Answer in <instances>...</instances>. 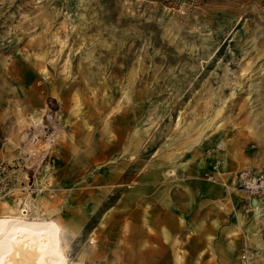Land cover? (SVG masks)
Returning a JSON list of instances; mask_svg holds the SVG:
<instances>
[{"label":"rangeland","instance_id":"rangeland-1","mask_svg":"<svg viewBox=\"0 0 264 264\" xmlns=\"http://www.w3.org/2000/svg\"><path fill=\"white\" fill-rule=\"evenodd\" d=\"M204 157L264 173V0H0V215L52 219L66 262L116 177ZM244 212L264 264V192Z\"/></svg>","mask_w":264,"mask_h":264},{"label":"crops","instance_id":"crops-1","mask_svg":"<svg viewBox=\"0 0 264 264\" xmlns=\"http://www.w3.org/2000/svg\"><path fill=\"white\" fill-rule=\"evenodd\" d=\"M210 165L204 157L179 162L165 175L148 169L126 186L116 177L97 239L65 264H242L243 251L257 244L244 212L248 195L205 180Z\"/></svg>","mask_w":264,"mask_h":264},{"label":"bare ground","instance_id":"bare-ground-1","mask_svg":"<svg viewBox=\"0 0 264 264\" xmlns=\"http://www.w3.org/2000/svg\"><path fill=\"white\" fill-rule=\"evenodd\" d=\"M27 131L22 136L25 147L32 139ZM57 131H45L49 143ZM24 211L0 215V264H64L57 224L52 219L27 218Z\"/></svg>","mask_w":264,"mask_h":264},{"label":"built area","instance_id":"built-area-1","mask_svg":"<svg viewBox=\"0 0 264 264\" xmlns=\"http://www.w3.org/2000/svg\"><path fill=\"white\" fill-rule=\"evenodd\" d=\"M218 148L222 144H218ZM217 161L212 165V169L205 172L203 178L210 182H220L226 190L243 191L248 195L249 202L252 198L259 202L260 195L264 192V173L261 171L253 172L249 169H242L233 175L226 178L220 177L216 174ZM14 181L10 173V167L3 161L0 162V199L4 198L10 193ZM242 264H250L246 251L242 253Z\"/></svg>","mask_w":264,"mask_h":264},{"label":"water","instance_id":"water-1","mask_svg":"<svg viewBox=\"0 0 264 264\" xmlns=\"http://www.w3.org/2000/svg\"><path fill=\"white\" fill-rule=\"evenodd\" d=\"M250 202L252 205H256L258 203L257 199L254 198H252Z\"/></svg>","mask_w":264,"mask_h":264}]
</instances>
